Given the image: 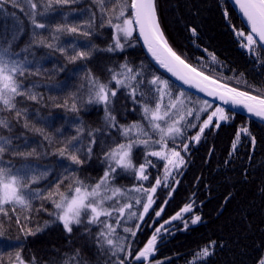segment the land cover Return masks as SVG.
Instances as JSON below:
<instances>
[{
    "label": "trees",
    "instance_id": "trees-1",
    "mask_svg": "<svg viewBox=\"0 0 264 264\" xmlns=\"http://www.w3.org/2000/svg\"><path fill=\"white\" fill-rule=\"evenodd\" d=\"M158 6L169 44L187 63L218 79L219 82L228 83L239 90L251 91L244 81L257 87L264 84V51L258 45L256 54L246 53L241 48L234 29H245L227 0H158ZM26 7L24 0H19L16 8L6 6L0 12V33L10 38L14 25L22 23L23 31L14 42L13 50L20 53V59L26 57L31 62L26 65L29 71L20 79L25 89H31L37 95V100L17 97V108L25 110L24 117L19 118V122L14 118V113L0 112V119H7L12 124L11 132L0 129V135L11 136L13 144L19 146V151L30 152L35 149L36 152V155L28 159L6 155V161L10 160L16 167L34 166L36 170L33 174L37 176L45 169L51 170L48 177L41 178L37 184L32 185L33 188L38 186L45 189L49 181L59 176L53 166L55 161H59L60 165L70 163L54 153L56 148L61 146V142L77 135L78 127L85 129L81 137V155L85 162L83 165L72 167L76 169L75 175L80 179L84 166L89 167L86 184H95L103 176L107 167L104 160L105 152L115 142H123L119 131L111 128L109 138H103L92 145L93 152L88 159L87 148L91 140L88 131L97 130L94 131L96 138L103 126L108 127L104 119L103 106L86 104L84 102L87 99L86 92L81 90L79 103L82 107L79 113L56 107L57 103H62L70 94L76 92L89 70L107 82L112 74L109 69L119 72L120 65L126 61L134 69H139L143 65L147 79H151L153 74L161 76L169 81L173 96H179L183 92L185 95L181 99L188 107L194 109L205 107L203 104L205 100L182 89L154 67L135 35L125 44L123 51L119 49L114 52L106 51L113 43V30L101 26L100 14L93 0H77L68 6H57L46 18L54 27L55 24L65 22V15L67 23L80 24L87 21L93 12L96 13L90 37L85 38L78 34L61 35L60 43L65 46L73 42L77 44L79 50H86L82 47L86 44L92 46L91 57L75 63H70L64 55L54 49L32 43L31 25L25 13L20 11V8ZM12 13H15V17L11 15ZM191 27L197 29L196 37L192 36ZM37 31L49 36L47 30ZM26 47L28 50L25 52L23 49ZM68 51L71 53V47H68ZM208 53H213L221 63H212ZM61 75H66V78L61 79ZM237 79L241 82L237 83ZM146 87L145 83L142 88ZM136 99L139 100L140 97L137 96ZM208 103L212 105L208 109V112H211L215 106ZM227 113L231 117L230 121L222 124L219 129L206 130L199 143L194 144L187 139L195 135L198 128L187 130L184 142L189 143L188 151L177 149L182 152L185 164L167 181H164L165 162L151 156L147 159L156 167H147L146 172L149 176L147 181L135 179L131 172H120L119 179L112 181L115 187L128 189L139 184L145 187L154 186L156 178L159 177L168 184V187H165L164 183L157 187L154 201L166 194H172L176 199L175 205L162 211L158 219L153 203L143 221L136 219L128 221L129 227L140 225L134 238L124 233L122 228L117 229L120 235L129 236L127 242L131 243L133 253L143 248L156 227L164 221L171 220L185 204L195 201L196 214L201 215L203 224L192 230H184L181 220L165 224L157 241V251L151 259L161 264H191L194 252L208 241H215L213 255L208 257L206 264H252L251 258L258 246L264 244V191H261L264 189V126L242 115L229 111ZM112 114L120 125L143 122L140 105L133 104L127 90L123 88L117 93ZM206 115L207 113L201 119H205ZM25 117L29 128L24 127ZM33 125L44 129L50 140L32 131ZM241 126L249 127L256 137V144L253 147L250 141L244 138L237 151L230 156L234 133ZM169 146H173L171 142ZM158 148L157 145L156 150ZM134 154L138 163L144 162L145 153L142 147L134 149ZM165 189L166 194L161 193ZM33 203L39 207L41 201L36 200ZM45 204L49 210L52 209L51 204L47 202ZM133 210L142 212V208ZM43 213L49 218L46 212ZM189 215L185 214V218ZM37 223L39 221L34 217L31 226H36ZM89 227H92L93 232L96 231L94 226ZM54 230L57 233L50 232L25 239L16 225L12 224L8 238L15 240L20 236L25 252L29 256H36L42 264H48L50 261L59 264L62 254L75 248L81 249L84 259L90 264H104V257L97 254L92 236L85 233L83 227L74 229L71 237L58 223ZM129 260L131 264H140L132 257H129Z\"/></svg>",
    "mask_w": 264,
    "mask_h": 264
},
{
    "label": "snow or ice",
    "instance_id": "snow-or-ice-1",
    "mask_svg": "<svg viewBox=\"0 0 264 264\" xmlns=\"http://www.w3.org/2000/svg\"><path fill=\"white\" fill-rule=\"evenodd\" d=\"M24 2L27 7L20 8V11L28 17L32 28V43L58 51L70 63L91 57V45H83L82 47L86 50H79L75 42L65 46L60 43V40L62 34L90 37L91 29L96 21L95 12L87 21L80 24L67 23L65 15V22L55 24L53 27L46 20L49 14L54 12L57 6H68L76 3L77 0H24ZM93 3L99 11L101 26H107L113 30V43L106 51L114 52L117 49L123 51L125 44L133 38V33L138 31L148 52L161 68L206 95L218 97L224 104L242 108L250 116L264 121V84L257 87L244 81L251 91L239 90L228 83L219 82L218 79L206 75L197 67L187 63L168 42L161 23L158 0H93ZM235 3L250 29L247 33L234 29L236 37L240 40L242 48L247 49L251 54H256L257 45L264 47V0H235ZM18 4L19 0H0V12L6 6L11 5L16 8ZM11 15L15 17V13ZM38 29L47 30L49 36L38 32ZM22 31V23H18L14 25L10 38L0 33V112L14 113L17 122L19 118L24 117L25 113L24 109L17 108V97L23 96L32 101L37 100V95L31 89H25L20 79L29 71L26 65L31 62L26 57L20 59V53L13 50V44ZM190 31L193 37L197 36L195 27H191ZM68 47H71V53ZM27 50V47L23 49L25 52ZM205 51L207 52V49ZM208 55L212 63H221L213 53ZM120 69L119 72L109 69L112 74L107 82L89 70L76 92L70 94L62 103L56 104V107L79 113L82 107L79 103L80 92L83 90L87 95L84 102L88 105L103 106L106 125L116 128L123 137V142H115L105 152L104 160L107 167L103 176L95 184H86L75 175L76 169L72 167L83 165L85 162L81 155V137L85 131L83 127L77 128V135L61 142V146L57 147L54 153L70 162L60 166L64 168L65 173H71V175L57 176L49 181L45 189L33 188L32 185L37 184L41 178L46 179L50 169H45L37 176L33 174L36 170L34 166L16 167L10 160H5L6 155L28 159L36 155L35 149L30 152L19 151V146L13 144L11 136L0 135V264H42L36 256L24 254L20 236H17L15 240L8 238L12 224L16 225L25 239L44 231L52 223L62 225L63 230L70 237L74 234V229L83 227L85 233L92 236L97 254L104 257V264H131L129 257L140 264H161L151 258L157 251V241L164 225L181 220L184 230H187L189 224L194 226L202 222L201 215L196 214L195 201L185 204L171 217V220L164 221L156 227L143 248L135 253L131 250V243L127 242L129 236H122L117 231L122 228L124 233L134 238L140 225L129 227L128 221L133 219L143 221L155 202L153 197L157 187L162 183L168 187V184L157 177L154 186L145 187L139 184L124 189L113 185L112 181L116 175L120 172H131L135 179L147 181L149 179L147 167H156L151 160L147 159L151 156L165 162L164 181H167L168 176L171 175L170 168H179L185 164L181 151L177 149L188 151L189 143L184 142L188 129L198 128L197 133L187 139L189 142L199 143L206 130L219 129L222 124L228 123L231 119L223 107H216L208 112V109L212 107L208 101L203 102L205 107L195 109L188 107L181 99L185 95L183 92L179 96H173L169 81L161 76L153 74L151 79H147L143 65L139 69H134L126 61L120 65ZM236 82L241 81L237 79ZM145 83L147 87L142 88ZM121 88L127 90V95L132 99L133 104L140 105L143 122L120 125L112 114V106ZM137 96L140 97L139 100L136 99ZM166 97L167 100H165ZM205 113H207L206 118L201 119ZM188 117L192 119L189 120ZM24 127H30L26 117ZM0 129L11 132V121L0 119ZM31 130L42 135L44 139L50 140V136L44 129L33 125ZM94 131L97 130L88 131V136L91 137L87 148L88 159L93 152L92 145L96 143ZM244 138L250 141L251 146H255L256 137L249 127L241 126L234 133L230 156L237 151ZM170 142L172 147L169 146ZM157 145L158 150H156ZM140 147L145 153L143 163H138L134 154V149ZM133 193L139 195H133ZM36 200L41 201L39 207L33 203ZM45 202L52 205L51 210L46 207ZM134 208H142V212L133 210ZM162 211L161 208L155 212V215L159 217ZM40 212H46L52 219L44 221L43 224L37 223L35 228L31 227L34 216ZM185 214L190 215L185 218ZM89 226H94L96 231L93 232L92 227ZM215 245V241H208L194 252L191 264H206L208 257L213 255ZM251 259L252 264H264V244L258 246ZM48 264H57V262L50 261ZM59 264H90V262L84 259L80 248H75L63 253L59 258Z\"/></svg>",
    "mask_w": 264,
    "mask_h": 264
},
{
    "label": "bare ground",
    "instance_id": "bare-ground-1",
    "mask_svg": "<svg viewBox=\"0 0 264 264\" xmlns=\"http://www.w3.org/2000/svg\"><path fill=\"white\" fill-rule=\"evenodd\" d=\"M61 79H65L66 78V75H61L60 76ZM111 128L109 127H106V126H103L100 130V133L98 134V136L96 137V141H100L101 139L103 138H109L110 136V133H111ZM53 166H54V169L56 172H58L59 176H63V175H67V173H65V170L63 167L60 166V163L59 161H55L53 163ZM84 172H83V175L81 177V180H83L84 182L86 181L87 179V175H88V172H89V167H85L83 168ZM119 179V175H116L115 176V179L114 181L118 180ZM35 188H40V187H35ZM166 189L163 190L161 193H165L166 194ZM160 193V194H161ZM175 202H176V199H175V196L172 195V194H166V195H162V197L158 198L155 202H154V207H155V211H159L161 208L163 209V211L167 210V209H170L172 206L175 205ZM34 217H36L39 221V223L43 224L44 221L46 220H51L52 218H48V217H45L44 216V213L43 212H40L38 215H35ZM156 218L158 219L159 217L156 216ZM203 224V221L197 225H191L189 224V227L188 229L192 230V229H195L197 228L198 226L202 225ZM127 226H130L129 224ZM33 228H35V226H31ZM57 227V223H52L50 224L49 227H47L46 229H44V231L36 234V235H42V234H47V233H50V232H56L54 229ZM57 233V232H56ZM59 233V232H58ZM35 237L34 236H29L27 237L26 239H31ZM26 250H24V254L26 256H29L27 254V252H25Z\"/></svg>",
    "mask_w": 264,
    "mask_h": 264
},
{
    "label": "water",
    "instance_id": "water-1",
    "mask_svg": "<svg viewBox=\"0 0 264 264\" xmlns=\"http://www.w3.org/2000/svg\"><path fill=\"white\" fill-rule=\"evenodd\" d=\"M230 7L235 11V13L238 15V17L240 18L241 23L244 25L245 29L247 31H249V26L247 25L246 19L242 16V14L239 11L238 6L235 3V0H228ZM138 40L141 44V47L144 51V53L146 54V56L148 57V59L152 62V64L159 69L160 71H162L167 77H169L173 82H175L177 85H179L181 88L201 97L204 100H207L209 102H212L214 104H216L217 106H221L224 109H226L229 112L238 114V115H242L244 117H247L259 124L264 125V121H261L259 118L254 117V116H250L246 110L239 108V107H232L231 105H226L223 103V101H221L218 97H214V96H208L206 95L204 92L199 91L197 88L190 86L189 84H185L183 83V81L178 80L175 76H173L171 73L167 72L164 68H161L158 64H156L155 60H153L151 54L148 52L147 47L144 45L143 40L139 37L138 31L136 32ZM264 50V47H262Z\"/></svg>",
    "mask_w": 264,
    "mask_h": 264
},
{
    "label": "rangeland",
    "instance_id": "rangeland-1",
    "mask_svg": "<svg viewBox=\"0 0 264 264\" xmlns=\"http://www.w3.org/2000/svg\"><path fill=\"white\" fill-rule=\"evenodd\" d=\"M243 31H244L245 33H247L245 30H243ZM134 35L136 36L135 32L133 33V36H134ZM235 35H236V33H235ZM136 38H137V36H136ZM236 38H237V37H236ZM241 39H242V38H241ZM239 42H240V40H239ZM241 48H242V47H241ZM242 49H243L246 53L249 52V51H248L247 49H245V48H242ZM216 107H221V106H215V108H216ZM215 108H214V109H215ZM214 109H213V110H214ZM213 110H212V111H213ZM225 111H226V110H225ZM196 133H197V132H196ZM196 133H195V134H196ZM178 143H179V141H178ZM193 143L195 144L196 142L193 141ZM181 155H182V152H181ZM181 167H182V166H180L179 168H175V169L170 168L171 175L168 176L167 179L172 178V177L174 176V174L176 173V171H177L178 169H180Z\"/></svg>",
    "mask_w": 264,
    "mask_h": 264
}]
</instances>
